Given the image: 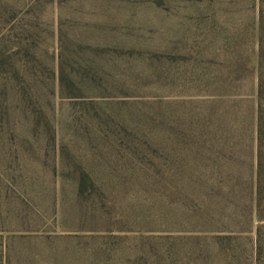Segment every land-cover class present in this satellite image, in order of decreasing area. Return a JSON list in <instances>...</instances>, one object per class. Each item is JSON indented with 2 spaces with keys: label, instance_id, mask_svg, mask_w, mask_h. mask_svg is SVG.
<instances>
[{
  "label": "rangeland",
  "instance_id": "obj_1",
  "mask_svg": "<svg viewBox=\"0 0 264 264\" xmlns=\"http://www.w3.org/2000/svg\"><path fill=\"white\" fill-rule=\"evenodd\" d=\"M257 18L255 0H0V264H264L253 99L191 78L253 66ZM97 68L112 79L60 93ZM94 242L108 257L79 256Z\"/></svg>",
  "mask_w": 264,
  "mask_h": 264
},
{
  "label": "trees",
  "instance_id": "obj_2",
  "mask_svg": "<svg viewBox=\"0 0 264 264\" xmlns=\"http://www.w3.org/2000/svg\"><path fill=\"white\" fill-rule=\"evenodd\" d=\"M60 1V0H58ZM255 5L258 12V18L256 21V31L258 34V52L255 56L253 66L248 65L246 58L241 56L233 61L234 70L221 72L219 75L214 72L200 73L193 72L192 79L198 81H219L220 86L215 93L212 94L214 99H221L219 101L234 102L236 105L246 102V98L253 99V106L251 111L252 124L255 132L256 142V165L253 178V194L252 198L255 203L256 216L259 220L264 219V0H255ZM97 72L101 76L97 77ZM90 75V76H89ZM111 72L106 71L104 68L96 69L93 75L88 74L87 77L67 74L61 72L59 76L60 93L67 96L75 95L76 91L82 92L92 88V84H100L102 81H107L108 78L112 79ZM253 77V85L250 90L245 89L243 83ZM230 82V83H229ZM210 85V84H209ZM231 99V100H228ZM88 184H92L89 180V176L82 172L78 184V195L83 198L85 190L88 188ZM259 230V228H258ZM107 242L97 243L94 242L92 246L88 248L80 249V257L89 258L95 257H108L109 248H107ZM84 249V250H83Z\"/></svg>",
  "mask_w": 264,
  "mask_h": 264
},
{
  "label": "crops",
  "instance_id": "obj_3",
  "mask_svg": "<svg viewBox=\"0 0 264 264\" xmlns=\"http://www.w3.org/2000/svg\"><path fill=\"white\" fill-rule=\"evenodd\" d=\"M257 159H256V150L254 151V164L256 165Z\"/></svg>",
  "mask_w": 264,
  "mask_h": 264
}]
</instances>
